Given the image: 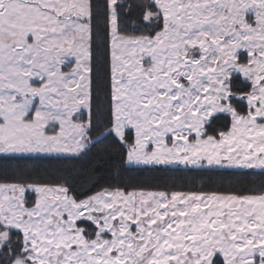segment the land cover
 <instances>
[{
  "label": "snow or ice",
  "instance_id": "1",
  "mask_svg": "<svg viewBox=\"0 0 264 264\" xmlns=\"http://www.w3.org/2000/svg\"><path fill=\"white\" fill-rule=\"evenodd\" d=\"M0 264H264V0H0Z\"/></svg>",
  "mask_w": 264,
  "mask_h": 264
}]
</instances>
